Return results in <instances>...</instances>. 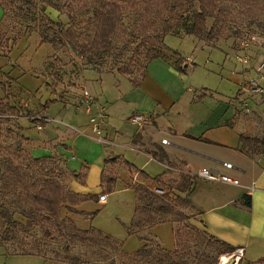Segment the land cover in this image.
<instances>
[{"label": "rangeland", "instance_id": "374dc122", "mask_svg": "<svg viewBox=\"0 0 264 264\" xmlns=\"http://www.w3.org/2000/svg\"><path fill=\"white\" fill-rule=\"evenodd\" d=\"M34 1L38 8L45 4L43 0ZM67 2L73 4L81 17L88 15L94 4L93 0H59L57 3L63 13L51 7L47 8V12L54 20L68 22L67 11L69 8L65 6ZM17 11L14 7L7 6L6 14L2 19L3 10L0 5V20L2 19L0 22V43L3 44L0 46V99L4 98L14 105V109L0 114V130L2 140L6 145H16L19 140L23 147L30 152V149L35 146L34 139L42 138L49 132L48 124L56 122L55 120L66 123L64 111L68 109L73 113L80 112L82 116L85 115L79 105V100L77 102L78 90L82 85L80 76L89 79L86 86L91 93H99L107 98L111 108L110 119L113 118L115 124L112 125L121 133H133L137 130V126H132L129 121V116L133 111L141 110V114L151 115L153 109L147 111V108L152 105L147 97L149 94L148 82L144 84V87L138 88L127 76L109 71L110 66L116 64L115 54L107 55L101 61V66L91 64L87 59L80 57L73 48L62 50L48 42H43L37 23L28 19L24 13ZM253 15L260 19H254L251 17ZM237 19V27L228 26L223 32L218 48L202 47L198 45L193 36H186L184 31L179 34L167 35V45L179 51L184 58L189 60L191 66L187 74L179 72V75L167 66H159L160 60L149 66V70H156L157 67L161 69V72L156 74L159 88L154 97H162V99H158L162 105L168 103L172 107L176 102L169 111L161 113L159 122L162 127L157 130L151 127L155 139L161 140L162 137H166L170 144H176V138L164 125H171L177 120L180 121V124L186 125L191 119L197 122L194 120L196 118L202 122L204 128L215 131L214 122L220 120L221 124L224 123V116L228 119L234 117L235 126L237 125L236 115L242 117L246 114L244 111H250V114H252L251 111L256 112L264 117V107L253 102L257 101L256 97H264V95L250 91V82L260 79L261 75L264 76V68L259 70V67L264 64V25H259L264 24V13L251 10ZM123 27L129 29L135 27L134 13H126ZM121 37H125L122 28L119 30L118 39ZM117 43L121 45L120 42ZM226 52H229L230 56L225 58ZM247 54L251 58V73L246 75L245 80L247 81L243 82L242 79L236 81L234 73L243 71V65L239 59ZM127 55L129 53H125L117 64L123 63ZM168 55L170 58L174 57L172 52H169ZM139 68L136 72L138 75L141 74L142 67ZM100 76L101 78H99ZM142 82L143 80L141 84ZM242 88L246 89V91L243 90L248 98L240 102L241 100L239 101L236 97ZM202 92L209 93L205 100H203L205 97L198 99ZM233 97L238 101L235 105L237 109L229 103ZM59 101L61 102L59 103ZM85 117L87 118V116ZM85 117L82 118V121L86 120ZM75 124L76 122H73V125ZM39 125L42 127L38 128ZM53 125L57 126L55 123ZM23 131L32 138L25 136ZM88 131L89 129L84 132ZM85 133L80 134L86 135ZM23 135L26 138L20 139ZM70 141L76 143L73 148L78 149L76 146H79L84 152H87L89 143H97L85 136H82L78 142L77 140ZM43 148L53 153H58L59 149L71 150L62 144L61 139L56 140L52 145H41L40 149ZM125 152V160L135 162L138 167L145 169L151 176L164 173L163 166L148 155L138 154L131 150ZM90 154L91 157L94 156L93 152ZM83 156V154L79 155L80 158H84ZM52 159L53 161L48 164L53 165L54 161H57L58 165H65L63 159L58 155L52 156ZM82 161L84 162V159ZM74 162L76 166H80L79 161ZM23 163L26 167L27 162L23 161ZM84 164L86 165V163ZM82 167L76 170L71 167L70 169L79 172ZM190 169L194 173L199 168L191 167ZM34 171L35 173L40 172L36 168ZM70 179L65 176V183H69ZM106 202L101 203L93 199L86 201L83 204L85 210L88 213L94 211H98V213L93 217L86 214L88 217L82 216L78 222L83 228L95 227L118 238L123 242V247L128 253L140 249L142 240L136 234L128 232V226L134 214V190L125 188L121 183H116L115 189L108 194ZM180 207L191 217H196L195 211L191 207L183 205ZM13 210L11 209V212ZM61 212L62 216H68L69 211L66 205L62 206ZM11 215L13 214L9 212L3 217L0 216V238L5 243L4 246H7V252L11 253L6 255L0 248V264H32L30 262L33 261L32 258L15 255L21 252L51 257L61 264H72L63 258L67 253L66 245H70L69 252L78 255L82 261L111 264L114 260L116 264H120L119 261L123 258L126 259L121 254L119 246L110 241L100 244L81 242L72 239L64 226H52L41 216L38 217V220L30 223L26 217L17 214H14V218L11 220ZM182 224V222L175 221L174 227H181ZM172 226L169 223L160 224L151 233L153 236L156 234L160 242L169 247L175 241ZM181 243L190 247L187 248L188 254L184 257L187 264H209L210 261L220 264L221 258L225 263L230 260L227 258V254L218 256L206 245H202L196 240L188 241L187 235L180 237ZM152 244L153 247H156L157 244L159 245V241L154 238ZM152 261L142 264H158Z\"/></svg>", "mask_w": 264, "mask_h": 264}, {"label": "trees", "instance_id": "16d2710c", "mask_svg": "<svg viewBox=\"0 0 264 264\" xmlns=\"http://www.w3.org/2000/svg\"><path fill=\"white\" fill-rule=\"evenodd\" d=\"M43 2L45 4L38 8L34 0H0L3 10L2 19L6 14L7 6L14 7L37 23L43 42H48L62 50L73 48L80 57L96 66H101V61L107 55L115 54L116 64L110 66L108 70L128 76L135 86L141 84L149 63L167 57L169 52L176 57L174 64L178 71L185 72L188 68L187 59L178 51L167 47L165 43L167 35L184 31L185 35L204 40L206 45L215 47L228 26L237 27L239 16L251 10L264 13V0H93L92 10L84 17L76 12L73 4L67 2L65 6L69 8L68 22H64L54 20L47 12V8L51 7L63 13L57 3L59 0H43ZM127 12H132L135 16V27L132 29L123 27ZM251 17L260 19L254 15ZM121 28L125 37L118 39ZM0 46L3 44L0 43ZM125 53H129L125 61L117 64ZM139 67L142 68L141 74L138 75L136 72ZM12 109L14 105L4 98L0 99V114ZM25 138L24 135L20 137V139ZM2 139L0 130V216L2 217L10 212L13 214L11 220L14 214H17L26 217L31 223L41 216L52 226L67 228L72 239L90 244L110 241L119 246L121 254L126 258L119 261L120 264H142L152 260L158 264H187L184 257L188 254L187 248L190 247L180 244V237L183 235H187L188 241L196 240L206 245L218 256L229 255L236 250V247L228 242L193 225L191 223L193 217L180 207L182 205L191 207L196 215L191 194L196 188L197 178L183 169L178 173L177 178L169 177L167 171L151 176L133 163L124 160L132 173L137 172L149 181V183L130 184V188L137 194V205L128 232L141 234L139 238L143 244L137 251L127 253L122 249L123 242L114 236L95 227L81 229L69 216H62L61 212L62 206L66 205L69 212L95 216L98 211L88 213L75 209L74 206L85 200L98 201L101 195H108L115 189L118 180L115 163L120 157L105 158L100 194L80 195L72 191L69 183H65L64 179L67 176L85 183L87 165H83L79 172L69 171L66 164L58 165L57 161H54L53 165L48 164L53 161L52 157L33 156L19 140L16 145L8 146ZM241 142L243 151L264 154V137L241 135ZM154 147L156 149H149V153L155 159L172 165L164 149L157 144ZM23 161L27 162L26 167ZM34 168L40 172L35 173ZM239 203L250 208L251 196H242ZM11 209H14L13 212ZM166 221L173 224L176 247L171 249L165 247L151 233L154 226ZM175 221L183 224L181 227H174ZM154 238L159 241L156 247L152 244ZM0 245H5L1 238ZM65 249L67 253L63 258L69 263L98 264L82 261L78 255L71 254L70 245H66ZM111 264H116V261L113 260ZM209 264L216 263L210 261ZM249 264H264V256L250 261Z\"/></svg>", "mask_w": 264, "mask_h": 264}, {"label": "crops", "instance_id": "0c3cea01", "mask_svg": "<svg viewBox=\"0 0 264 264\" xmlns=\"http://www.w3.org/2000/svg\"><path fill=\"white\" fill-rule=\"evenodd\" d=\"M194 39L197 41L198 45H201L202 47H208L210 49L218 48V45H220L221 42L218 41L216 46L212 47L207 46L204 41L198 38L194 37ZM167 47L171 50L177 51L169 45H167ZM228 56H230V53L226 52L225 58ZM158 60H160L161 62L158 63L159 66H167L177 75L180 74V71H177V69H175L176 67L174 63L176 57L170 58V56L168 55L167 57L158 58L149 63L146 74L142 79V84L137 86L138 88H142L144 87V84H146V82H148L149 84V94L147 95V97L149 98L152 105L147 108V111L149 109H153L151 110V115L146 114L147 117H150L149 125L138 126L131 122V117L133 115L141 114L142 112L141 110H135L129 116V121L131 122L132 126H137V130L133 133H121L118 129L115 128V126L112 125L114 124V122L113 118L110 119L111 108L107 98H105L102 94L93 93V95H95L102 103L105 104L109 114L108 126L104 131V143L97 141L96 136L91 133L88 116L86 114H83L82 116L80 112L73 113L72 111L67 109V111L63 112L66 123L64 121H57L54 119L56 121L54 123L57 124V126L53 125L54 123H51L48 124L47 128L49 129L48 133L52 136L50 137V135L47 133L44 134L42 138H35V146L30 149V152L35 157H52L58 155L63 159L69 171H71V169L76 170L79 167L85 165L84 163H86V165L88 166V172L86 175L85 183H82L80 180L74 178H71L69 180V188L80 195L101 193V175L103 169L105 168L106 157H120L119 160L115 163L118 172L117 183H121L125 188H130V184L135 182L149 183L148 180L139 175L137 172L132 173L125 165L124 153H126V150H131L138 154L148 155L151 159L156 160L159 164H161L163 166L164 172L167 171L168 176L172 178H177L178 173L182 171V169H190L191 167L218 168L225 173L239 178L241 181L239 185L209 181L205 179H197L196 188L191 194V201L194 204L196 211L199 213L196 212V217H193L191 219V223L196 227L207 231L209 234L228 242L236 248H244V255L241 257L239 262L240 264H249L250 261L257 260L264 256V154L254 153L251 151H243L241 149V135L259 138L264 137V117L263 115H259L256 112L251 111L252 114H250V111L247 112L242 109L244 112H246V114L242 117L236 115V126L234 125V117L228 119L224 116V123L221 124L220 120H216L214 122L213 128L216 129L215 131H211L210 128H204L202 122H200V120L196 118H194V120L197 122H194L191 119V121L186 125L183 123L180 124V121L177 120L175 121V123L172 122L171 125H164L165 127L169 128V130L176 138V144H170V141L166 137H162L161 140L155 139L154 131L151 127L156 128V130L162 127L161 123L159 122L161 113L169 111V109L173 108L176 104V102H174L172 107L171 104L168 103L166 105H162V102L158 100L162 99V97H154L156 90L159 88V82L156 74L161 72V69L160 67H157L156 70L151 69V71L149 70V66L152 65V63L154 64V62L156 61L158 62ZM239 60L243 65V71L235 72L233 76L236 81H240L242 79L244 82L247 81L245 80L246 75H249L252 70L250 66L251 58L249 57L248 62H243L241 61V59ZM187 65L188 68H186V71L183 72V74H187L190 70L191 65L189 63V60H187ZM115 72L116 71H114L113 73ZM99 78H101V76ZM80 79V83L82 85L78 90L79 97H77V102L80 98L81 88H87L86 85L89 80L81 76ZM243 89L244 88H242V90L236 97L239 101L241 100L240 102L248 98L245 95L246 89H244L245 91ZM200 94L201 95L199 96L202 99L205 97L203 99L205 100L208 97L207 95L209 93L202 92ZM236 98H231V101L229 102L230 105L233 104L235 106L237 104L238 101L236 100ZM256 99L257 101L253 102L264 107V97L260 96L256 97ZM60 102L61 101H59V103ZM235 108L237 109L236 106ZM85 116H87V118ZM45 117L48 118L46 115ZM84 117L86 118V120L82 121V118ZM73 122H76V124L73 125ZM88 129L89 131L85 133L84 131ZM80 133H85L87 136L81 135ZM23 134H25V136L29 138H32L24 131ZM124 134H127L129 136L124 139L127 136ZM82 136H85L86 138L97 142L93 144L89 143L87 152H84V150L79 148V146H76L78 147V149L73 148L76 143L70 141L77 140L78 142ZM58 139H61L62 144L68 146L71 150L68 151L66 149H59L58 153H53L48 149H40L41 145H52ZM164 139L168 140L169 143L164 144L162 142ZM155 144H157L158 147L164 149L172 165L168 164L167 162H161L158 159H155L149 153V149H156L154 147ZM91 152L94 153V156L92 157L90 154ZM80 153L84 155V158L79 157V155H81ZM83 159L84 162L82 161ZM74 161H79L80 166H76V163ZM130 162L137 166L135 162ZM223 162H230L235 166V168L230 170L226 169L222 166ZM138 168L142 169L140 167ZM142 170L147 172L145 169ZM253 185L255 186V188L251 190V187ZM244 195L251 196L252 205L250 208L245 207L244 205H241L239 203V200ZM86 201L88 200L81 202L79 205L74 206V208L80 211L87 212L83 207V204ZM98 201L101 202L100 200ZM136 205L137 194L135 192L134 212ZM68 216L75 222V224L79 228L89 229L83 228V226L78 222L79 219L81 220L82 216H87L86 214L69 212ZM164 223L173 225L168 221L159 223L151 229V232L152 230H156V227L158 225ZM134 234H136L137 236L141 235L139 233ZM174 247L175 241L172 246H169L167 248L171 249ZM0 248L6 255L10 254L7 252V246L0 245ZM122 249L125 251L123 246ZM15 255L23 256V258H32L33 261H30L32 264H61L51 257H46L40 254Z\"/></svg>", "mask_w": 264, "mask_h": 264}, {"label": "built area", "instance_id": "2783aa9c", "mask_svg": "<svg viewBox=\"0 0 264 264\" xmlns=\"http://www.w3.org/2000/svg\"><path fill=\"white\" fill-rule=\"evenodd\" d=\"M248 50V48H246ZM249 55L247 54L244 56L241 61L248 62L249 61ZM264 68V64H262L259 67V70H262ZM250 91L264 95V77L261 76L260 79H255L250 82ZM79 105L81 106L84 113L88 116V122L89 127L91 130V133H93L96 136V140L104 143V131L106 130V127L108 126L109 121V114L107 111V108L104 103H102L93 93H91L86 87L81 88V94L79 99ZM131 122L133 124H136L138 126H144L145 124H148L150 122V118L143 115V114H135L131 117ZM42 126L39 125L38 128H41ZM164 144L169 143L168 140L164 139L162 141ZM222 166L226 169H234L235 166L230 162H223ZM183 171L191 174L197 179H205L209 181H216V182H224L229 183L233 185H239L241 183L240 179L237 177H234L228 173H225L221 171L218 168H199L193 171L191 169L184 168ZM255 186L253 185L251 187V190H253ZM161 192V190H157ZM99 200L101 202L107 201V195L103 194L100 196ZM244 255V248L239 247L236 248L235 252L232 254H229L227 258H235V263L238 264L241 257ZM221 263L223 262L221 258Z\"/></svg>", "mask_w": 264, "mask_h": 264}, {"label": "water", "instance_id": "95a60500", "mask_svg": "<svg viewBox=\"0 0 264 264\" xmlns=\"http://www.w3.org/2000/svg\"><path fill=\"white\" fill-rule=\"evenodd\" d=\"M235 263V258L230 259V261L228 263H224V264H234ZM223 264V263H220Z\"/></svg>", "mask_w": 264, "mask_h": 264}, {"label": "bare ground", "instance_id": "6f19581e", "mask_svg": "<svg viewBox=\"0 0 264 264\" xmlns=\"http://www.w3.org/2000/svg\"><path fill=\"white\" fill-rule=\"evenodd\" d=\"M229 261H230V260H229ZM229 261H228V262H229Z\"/></svg>", "mask_w": 264, "mask_h": 264}]
</instances>
